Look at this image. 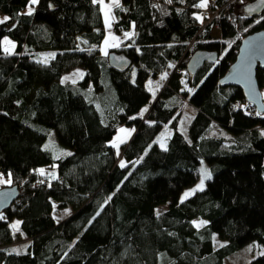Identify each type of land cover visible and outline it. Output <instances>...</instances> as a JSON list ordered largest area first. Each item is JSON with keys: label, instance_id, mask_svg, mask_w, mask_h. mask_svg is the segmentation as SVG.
Returning <instances> with one entry per match:
<instances>
[{"label": "trees", "instance_id": "1", "mask_svg": "<svg viewBox=\"0 0 264 264\" xmlns=\"http://www.w3.org/2000/svg\"><path fill=\"white\" fill-rule=\"evenodd\" d=\"M199 3L120 0L119 41L105 55L98 0H38L32 15L30 0H0V19L9 17L0 24V171L19 188L0 212V264H226L251 240L264 252V112L239 87L219 85L241 38L264 29V0H208L206 11ZM4 36L12 53L2 51ZM47 49L56 50L47 63L34 57ZM196 50L216 59L190 72ZM111 51L131 59L124 71L109 64ZM75 66L84 77L61 80ZM166 71L164 86H147ZM257 80L264 90V68ZM184 99L195 109L186 133ZM164 124L173 132L161 147ZM124 126L134 130L117 148L111 139ZM53 129L56 152L46 147ZM202 161L211 178L180 201ZM55 206L72 213L57 220ZM196 217L208 223L198 228ZM14 218L25 236L19 251ZM216 236L225 241L216 246Z\"/></svg>", "mask_w": 264, "mask_h": 264}, {"label": "rangeland", "instance_id": "2", "mask_svg": "<svg viewBox=\"0 0 264 264\" xmlns=\"http://www.w3.org/2000/svg\"><path fill=\"white\" fill-rule=\"evenodd\" d=\"M105 4H108V1L106 2V0H103V7ZM115 6H112L111 8V12L109 13V16L106 20L105 17V22L107 25V34H106V43H103V45H101L102 51L103 53H105V51H107L111 44H116L119 39H117L116 37H114V33H113V21H114V17H113V9ZM205 11L206 8H203ZM104 15H105V11L106 9L104 8ZM1 18V17H0ZM109 24L111 25V27H109ZM7 38V40L11 41L12 44L15 45V42L13 39H11L8 36H4L2 39V51L3 53H6L4 51V39ZM15 48V47H14ZM14 48L12 50V52L14 51ZM11 52V53H12ZM56 50L55 49H47V50H39L35 53L34 57L37 59H42L44 60L45 58L48 60L49 57L53 56L52 54H55ZM48 55V57H46ZM169 71V70H168ZM168 71H166L165 73L168 74ZM162 73L160 74L158 77L156 78H151L149 79L147 82V86L150 87L151 83L153 82L154 84L151 85L152 89L155 87V85H160L159 87H162V85L164 86L166 78L165 79H161V77L165 74ZM82 74V75H81ZM85 75V70L80 67V66H75L70 68L69 70L65 71L62 74L61 80H69L72 82L78 81L80 79H82ZM135 75H133V80H134ZM167 77V76H166ZM67 78V79H66ZM263 91V95H264V90ZM155 96H152V99ZM87 99L91 100L90 95H87ZM172 99V98H171ZM170 99V100H171ZM150 104H147L145 106H143L142 110L147 109L149 107ZM181 107L183 108V115L182 117L179 119V123H178V128L183 131L184 133H186L188 131V125L189 122L191 121V119L193 118V116L195 115V109L194 106L191 105L187 99L183 100V103L181 105ZM145 112V111H143ZM217 129L219 128L218 125H214ZM123 129L128 130L127 132L121 133L120 129H118V131L115 133V135L113 136V138L111 139V143L113 144V141H115L117 139V137H121L124 142L128 140L129 137H131L132 133H133V127H122ZM121 128V129H122ZM173 129L168 125V124H164L160 130V132L158 133V135L155 138V141L158 145L161 146V142H163L166 146L167 143V139L168 137L172 134ZM123 142V143H124ZM59 145L60 143L57 140V135H56V131L55 129H53L50 134L48 135V141L46 143V146H48V148L54 150L55 152L57 150H59ZM122 145V143H119V147ZM202 168H206L209 172H211L210 168L208 167L207 163L205 161H202L200 164V175L197 178V180H195V182L185 186L182 191L179 193V200H184V194L186 192L191 191L192 189H195L197 187V185H199L200 180L203 179V175L201 172ZM212 173V172H211ZM0 174H2V178L5 180H11V175L5 172L0 171ZM206 181L204 183V186L206 185ZM10 183H0V187H2V185H8ZM56 205V203H54ZM169 207V201L164 202L160 205L157 206V210L158 211H162L165 210ZM72 213V208L71 207H64V208H58L57 206H55L54 209V216L56 217L57 220H61L64 217H66L68 214ZM196 222L202 221L199 218H194L193 219ZM16 222H19L18 225V229L13 228V225L16 224ZM11 228L13 230L14 233V238H15V242L13 243V245L11 246V249L13 251H19L21 250V247H24L25 244H23V242L25 240L24 239V235H23V231L20 228V219L18 218H14L11 222ZM217 239V243L216 246L222 244L225 240L224 239H220L218 236H216ZM263 252V249L258 245L257 241L251 240L246 242L245 244H243L241 247H239L235 252L229 254L226 258H225V263L226 264H247L249 263L252 259H254L255 257H257L258 255H260Z\"/></svg>", "mask_w": 264, "mask_h": 264}, {"label": "water", "instance_id": "3", "mask_svg": "<svg viewBox=\"0 0 264 264\" xmlns=\"http://www.w3.org/2000/svg\"><path fill=\"white\" fill-rule=\"evenodd\" d=\"M257 1L253 3L257 5ZM214 53L196 50L187 63L190 72H194L206 60L214 61ZM108 62L116 70L124 71L131 63V59L124 53L111 51ZM264 68V29L255 30L241 38L238 53L226 72L219 78L220 86H237L247 102L254 105L258 112H264V95L257 80V69ZM17 185L0 187V212H3L18 198Z\"/></svg>", "mask_w": 264, "mask_h": 264}, {"label": "snow or ice", "instance_id": "4", "mask_svg": "<svg viewBox=\"0 0 264 264\" xmlns=\"http://www.w3.org/2000/svg\"><path fill=\"white\" fill-rule=\"evenodd\" d=\"M99 3H103V0H98ZM169 3L172 2V0H168ZM181 2H183V0H181ZM38 3V0H30V4L28 6V11H27V15H32V13L34 12V8L32 7V5H35ZM113 3L116 5V6H119V0H113ZM208 6V0H200V3L198 5H196V7H199V8H206ZM104 8L106 9L105 11V17H106V20L109 16V13L111 12V8H112V5H107L105 4L104 5ZM198 19H202L201 17H197ZM9 19V17H4L3 19H0V24H3L5 23L7 20ZM109 27H111V25L109 24ZM126 36H131L133 35V33H126L125 34ZM105 43L107 44V41H105ZM4 51L6 53H11L13 48L15 47L14 44H12L11 41L7 40V38L4 39ZM113 46H116V45H113ZM54 55V54H52ZM105 55H107V51H105ZM44 63H47V59L45 58ZM82 75V74H81ZM167 76V74L165 73L161 79H165ZM67 79V78H66ZM157 87H159V85H157ZM151 90V89H150ZM189 91H193L192 89H189ZM143 111H147V109H144ZM143 113H141L142 115ZM257 115H260V113L258 112ZM128 130L126 129H120V132L121 133H124V132H127ZM124 140L121 138V137H117V139L115 141H113V145L115 147H119V143H123ZM48 147V146H46ZM161 147H166L165 144L163 142H161ZM125 165L122 163L121 164V167H124ZM39 173L41 175H44L45 174V170L44 169H39L38 170ZM201 172H202V175H203V179L200 180V183L199 185H197V187L195 189H192L191 191L189 192H186L184 194V199H187L189 196L193 195L195 191L199 190V191H203L204 189V183H205V180H208L211 178V172H209L206 168H202L201 169ZM51 179H57V176L56 174L53 172V173H50L49 174ZM0 183H11V180H5L2 178V174H0ZM2 218V217H0ZM193 223L196 225V227H203L204 225H206L208 222L207 221H199V222H196V221H193ZM18 225H19V222H17L16 224L13 225V228H16L18 229ZM223 246V245H221ZM261 255H264V252L261 253Z\"/></svg>", "mask_w": 264, "mask_h": 264}, {"label": "crops", "instance_id": "5", "mask_svg": "<svg viewBox=\"0 0 264 264\" xmlns=\"http://www.w3.org/2000/svg\"><path fill=\"white\" fill-rule=\"evenodd\" d=\"M108 1V4L107 5H112V6H116L114 3H113V0H106V2ZM119 3H120V0H119ZM160 86V85H159ZM158 89V87L155 85L154 87V91H156ZM156 93V92H155ZM122 128V127H121ZM120 128V129H121ZM12 222V221H11ZM17 223V222H16Z\"/></svg>", "mask_w": 264, "mask_h": 264}]
</instances>
